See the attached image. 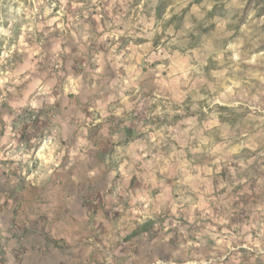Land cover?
I'll use <instances>...</instances> for the list:
<instances>
[{
    "label": "clouds",
    "instance_id": "9594fccd",
    "mask_svg": "<svg viewBox=\"0 0 264 264\" xmlns=\"http://www.w3.org/2000/svg\"><path fill=\"white\" fill-rule=\"evenodd\" d=\"M187 2L170 0L157 13L159 0H72L71 11L61 0L57 56L71 52L60 48L67 33L90 36L104 45L92 53L99 67L86 66L76 89L60 73L19 93L28 77L0 72V91L11 82L14 96L0 109V147L7 146L0 160L13 161L10 175L0 176L13 193L0 191V264H223L218 252L228 264H264V115H256L264 113V88L239 116L250 106L241 107L248 85L237 76L264 43V0H204L181 18ZM30 3V24L40 7L44 16L55 7ZM88 16L104 25L93 29ZM9 29L0 36L10 37ZM189 34L206 41L196 56ZM129 35L158 40L162 55L146 46L130 59L116 51L122 41L108 42ZM18 47L0 53V63ZM181 54L187 69L152 64ZM109 65L114 76L105 78ZM209 118L214 126L203 123ZM184 123L179 135L169 130Z\"/></svg>",
    "mask_w": 264,
    "mask_h": 264
},
{
    "label": "rangeland",
    "instance_id": "374dc122",
    "mask_svg": "<svg viewBox=\"0 0 264 264\" xmlns=\"http://www.w3.org/2000/svg\"><path fill=\"white\" fill-rule=\"evenodd\" d=\"M195 0H188L187 6L180 10V16L182 18L183 15L188 14L193 10V6L196 5L199 7L200 4L204 2L201 0L200 2L196 3ZM55 3V7L50 15L44 16L42 15L44 9L40 7L32 16L31 19L34 23H29V14L33 12V5L30 3V0H0V28L2 29H9V25L11 28L9 29L11 36L10 37H3L0 36V53H3L6 49L11 48L13 44L19 45L16 51L12 52L10 57L4 58V63H0V72H8L10 70L17 69L18 63H21L25 60V53L26 48L35 47L40 45V43H46L48 46L52 45V42L55 41L56 38H59L61 33L60 29L62 25L59 24L57 17L60 16V9H61V0H53ZM170 0H159V3L166 8ZM24 4V8L20 9V4ZM246 6V5H245ZM69 11L72 9V0H69L67 5ZM95 7V6H93ZM219 7H222L220 5ZM17 9H20L17 11ZM79 11V10H77ZM120 11H124V9H120ZM217 11V8H213V11L208 13L205 19H210L213 16V13ZM115 12V9H113ZM65 24L67 23V16L63 17ZM81 19H84L81 16ZM93 16H88L87 21L90 22L91 27L94 28V21ZM101 25H104L105 18H100ZM99 22V21H97ZM36 25H43L42 29H37ZM216 25L214 23H210L207 27H203V32L209 33V38L212 35V31L215 30ZM264 29V26H261ZM76 31L73 28V32ZM83 31V29H82ZM35 33V35H26V33ZM70 33H67L68 35ZM203 34V33H202ZM65 36V35H64ZM142 39L144 41H149L146 37L139 35V40ZM7 42V43H6ZM155 47H158L159 54L158 56L162 55L160 52L161 45L158 40L151 41ZM206 43L205 40H201L198 44L195 39L189 34L188 36V48L191 49L189 55L196 56L198 53L196 52L197 47H202L203 44ZM174 53H169L168 55L171 56ZM211 60V58H209ZM248 60L250 62H246L241 64L240 68L237 70V76L242 78L243 80L247 81V87H245V91L247 92L246 96H241L239 99L243 100L244 105H249L250 107L246 108L244 112L240 113L239 116H247L249 112L252 111L251 106L257 105L259 102L252 99L254 95H257V89L264 88V85H261V78H264V43H258L256 47L252 48V51L248 54ZM154 67H167L168 65H174L181 69H187L188 66L191 64V61L186 62V57L183 54L180 55L175 61L171 59H166V63L162 64L160 59H155L152 62ZM194 66V65H193ZM217 71L216 68L209 69V65H205V71ZM164 75H168L167 72ZM179 75V72H177ZM6 89V87H5ZM180 92H183V88L180 89ZM261 101H264V97H261ZM225 106V105H220ZM227 107V106H226ZM211 111L210 109L208 110ZM179 115L177 114V121H179ZM257 116L264 115V113L257 112ZM203 123L208 124L209 126H214V122L211 118L208 120L203 121ZM170 131L173 132V135H179L185 128L188 127L187 123L179 124L177 127L176 124H170Z\"/></svg>",
    "mask_w": 264,
    "mask_h": 264
},
{
    "label": "crops",
    "instance_id": "0c3cea01",
    "mask_svg": "<svg viewBox=\"0 0 264 264\" xmlns=\"http://www.w3.org/2000/svg\"><path fill=\"white\" fill-rule=\"evenodd\" d=\"M93 21V29H95L98 24L102 26L101 19H93ZM113 39L118 42L122 41L116 51L119 53L121 51L127 50L130 59L133 58L134 52L136 50L145 48L146 46L155 49L157 56L159 54V52H157L158 47H155L153 42L144 41L142 39L139 40V35H136L135 37L132 35L127 37L114 36L110 37L108 42L110 43ZM57 40L58 38H56L55 41L52 42V45L49 46L46 43H40V45L25 49V60L22 62V64L18 63L19 67L17 69L10 70L19 72L21 79L28 77V79L25 80V84L16 86L18 93L21 89L25 88L26 85L38 87L39 85L45 84L46 82H51L60 73H63V77L61 79L66 83V85L76 89L78 86V81L87 77L88 73L85 71L86 66L89 71H91L93 67H99V65L92 64V53L94 51L103 52L105 50L103 44L98 45L95 40L90 39V36L73 37L72 33H70L63 37V43L60 44V48L68 47L71 49V52L58 57L55 51ZM123 67L124 69H127L129 66L124 65ZM104 75L105 78H111L114 76V69L111 65L105 68ZM11 86V82H9V85L6 86V89L0 91V96L5 97L3 103H0V109L7 110L8 100L14 99L13 93L7 90L8 87ZM74 94V92L70 93V95ZM2 135L3 134L0 133V136ZM23 139L24 137L22 136L21 141H23ZM152 139L155 141V137H152ZM6 147V145L0 147V151H3ZM143 149L144 146L142 144L139 145V147L133 146V151L137 155H140L143 152ZM5 155H7V153H5ZM144 155L147 157V153H144ZM155 155L156 152L153 150V156ZM159 158L162 157H158V159ZM11 163H13V161L10 159L0 160V164L4 165V171L0 172V176L7 178L10 175L8 166ZM0 191L4 192L5 195H8L11 198L13 193L9 192L6 179L4 183L0 184ZM220 230L223 231V227H221ZM217 255L224 256L223 264H228V257L225 256L223 252H218Z\"/></svg>",
    "mask_w": 264,
    "mask_h": 264
},
{
    "label": "trees",
    "instance_id": "16d2710c",
    "mask_svg": "<svg viewBox=\"0 0 264 264\" xmlns=\"http://www.w3.org/2000/svg\"><path fill=\"white\" fill-rule=\"evenodd\" d=\"M201 0H195L194 2H196V3H198V2H200ZM245 7H248V5H246ZM164 8V6H162V5H158L157 6V13H159V11L161 10V9H163ZM218 107H220V108H222V109H225L226 108V106H218Z\"/></svg>",
    "mask_w": 264,
    "mask_h": 264
}]
</instances>
